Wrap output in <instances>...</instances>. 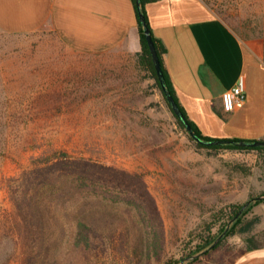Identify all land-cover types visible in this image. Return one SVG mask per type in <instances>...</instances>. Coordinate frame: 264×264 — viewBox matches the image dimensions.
Instances as JSON below:
<instances>
[{
  "label": "rangeland",
  "instance_id": "obj_1",
  "mask_svg": "<svg viewBox=\"0 0 264 264\" xmlns=\"http://www.w3.org/2000/svg\"><path fill=\"white\" fill-rule=\"evenodd\" d=\"M204 1L264 61V0ZM118 56L101 64L50 30L0 33V264H29L38 239L36 264H233L264 246V149L199 147L151 72ZM64 161L142 180L162 226L136 178L98 174L88 186ZM53 164L43 180L31 175ZM30 177L42 219L21 216L13 200ZM248 203L236 226L234 207ZM81 220L103 227L90 248L76 243ZM213 238L217 248L199 251Z\"/></svg>",
  "mask_w": 264,
  "mask_h": 264
},
{
  "label": "crops",
  "instance_id": "obj_2",
  "mask_svg": "<svg viewBox=\"0 0 264 264\" xmlns=\"http://www.w3.org/2000/svg\"><path fill=\"white\" fill-rule=\"evenodd\" d=\"M146 11L180 102L202 133L264 140L262 58L204 0H156ZM41 30L53 31L68 50L101 64L142 51L134 0H0V33ZM241 76L247 99L226 113L223 93ZM233 264H264V247L245 251Z\"/></svg>",
  "mask_w": 264,
  "mask_h": 264
},
{
  "label": "trees",
  "instance_id": "obj_3",
  "mask_svg": "<svg viewBox=\"0 0 264 264\" xmlns=\"http://www.w3.org/2000/svg\"><path fill=\"white\" fill-rule=\"evenodd\" d=\"M135 3H136V0H134ZM152 1H156V0H142V3H143V11L145 12L146 14V17H147V20H148V16H147V11H146V5L147 3L149 2H152ZM136 7H137V4H136ZM138 10V8H137ZM138 15H139V11H138ZM149 22V20H148ZM140 31H141V41H142V51L140 53H138L136 55L138 61H139V64L144 67L145 69H147L148 71L151 72L152 76L155 78L159 88L161 89L162 93L164 94L165 96V99L168 103V105L170 106V108L172 109L173 111V108H172V105L171 103L168 101L166 95H165V92L161 86V83L159 81V78H158V74H157V70H156V67H155V63L153 61V57H152V54H151V51H150V48H149V45H148V42L146 40V36H145V33H144V28L140 22ZM153 33V32H152ZM154 36V34H153ZM154 40L156 42V45H157V50H158V53H159V56H160V59H161V62H162V66H163V70H164V73H165V76H166V82H167V86H168V89L172 92L175 100L177 101V103L180 105L181 109L183 110L184 114L186 115V117L188 118L190 124L192 125L194 131L196 132V134L201 138L202 141H215V140H218V139H214V138H211V137H208V136H205L202 131L199 129V127L190 119L189 115L187 114L185 108L182 106L181 102H180V99H179V96L177 94V91L171 81V78L169 76V73L165 67V63H164V52H165V49L163 47V45L155 39L154 37ZM174 112V111H173ZM175 114V113H174ZM176 118L178 119V122L179 124L186 129L185 125L182 123V121L178 118V116L175 114ZM226 140H232V141H235L234 144H222V145H205L203 143H197L199 147H202V148H207V149H212V150H218V149H230V150H262L264 149V146H258V147H247V146H241L239 145V142L243 141V140H239V139H226ZM264 141V140H262ZM247 142H254V141H247ZM65 164H67V167L71 168L70 169V172H74V173H77L80 171V177H84V179H86V177L88 176L89 179L86 181L88 186H90V184H93L94 181H96V175L98 174H101V177L102 176H106V177H109L110 175L112 176L110 178V182L112 181L113 178L115 179H120L122 182H127L129 180H131L132 177H134V175H130L126 172H118L116 171L115 169H112L110 167H105V166H99L97 164H93V163H90V162H86V161H83V162H69V161H64L62 164H60V166H62L64 168ZM55 168L54 164L53 165H50V166H47V167H43V168H40L36 171L33 172V174L31 175H34L37 176V179H44L48 176H50V172ZM116 172L117 174H115L113 176V173ZM32 178V179H30ZM29 180L28 178L27 179V182L24 184L26 186V184H28V188L27 190L24 191V195H22L24 198L23 200L19 197H13V200L15 201L16 203V206L18 208V212H20V215L21 216H24L26 218H29L31 220H37L38 219H42L44 214L43 212L41 211V209L37 206V204H35V197L32 195L33 192L36 191V186H35V183H34V178L33 177H30ZM136 178V177H134ZM90 181V183L88 182ZM132 181V180H131ZM92 182V183H91ZM34 184V185H33ZM137 184V191L138 193L139 192H143V194L145 195V204H148L149 208H151V210L153 211L154 213V216L155 218L157 219V225L159 227L162 226L161 222H160V213H159V210H158V207L156 206V203H155V199L150 195L149 192L146 191V187H145V183L142 181V180H139L136 178V183L132 182V185H136ZM24 204L27 205V208L24 206ZM244 206H235L234 207V211L231 213V217L232 219H236V217L239 215V213L241 212V210L243 209ZM249 211V209H247L245 212H243L240 217L236 220L235 224L236 226H238L241 222H242V218H243V215L246 214V212ZM253 223L254 222H249L245 227H244V230H249L251 229V227L253 226ZM33 223H31V227L33 228ZM43 226H40L38 229H41L42 230ZM103 229V227L101 225H97V224H94V223H90L88 222L87 220H81L79 223H78V228H77V245L78 246H83V247H92L96 241L102 237V233L103 231H101ZM232 232L228 233L231 234ZM98 241V242H99ZM217 241V238H213L211 239L210 241H207L205 243V245H203V247L200 248L199 251L201 250H204L208 247H211L212 245H214V243ZM252 241V240H251ZM37 244V247L40 245V240H36L35 241ZM161 242H163V240H161ZM42 243H43V239H42ZM221 244V242H219L215 248H217L219 245ZM36 247V250H34L32 252V255L30 253V256H28V259H27V262L29 264H36L35 262H37V256L38 254L40 253V250L38 251V248H42L41 246L37 248ZM260 247H264L262 245H256V246H251L248 250H251V249H255V248H260ZM247 251V250H246ZM245 252V251H244ZM243 252V253H244ZM34 254V256H33Z\"/></svg>",
  "mask_w": 264,
  "mask_h": 264
},
{
  "label": "water",
  "instance_id": "obj_4",
  "mask_svg": "<svg viewBox=\"0 0 264 264\" xmlns=\"http://www.w3.org/2000/svg\"><path fill=\"white\" fill-rule=\"evenodd\" d=\"M136 4H137L138 11H139V19H140V22H141V24H142V26L144 28V33H145L146 40L148 42L152 57H153V61L155 63V67H156V70H157L159 81L161 83V86H162V88H163V90L165 92V95H166L168 101L172 105L174 113L178 116V118L185 125V127L188 130L189 134L198 143H203L205 145L234 144L235 141L222 140V139H218V140H215V141H202L201 138L196 134V132L194 131V129H193L192 125L190 124L188 118L186 117V115L184 114L183 110L181 109L180 105L175 100L172 92L168 89L167 82H166V76H165V73H164V70H163V66H162V62H161V59H160V56H159V53H158V50H157V45H156V42L154 40L152 29H151V27L149 25V22L147 20L145 12L143 11L142 0H136ZM239 145L247 146V147H258V146H264V141H260V140H257V141H254V142L241 141V142H239ZM258 199H264V196H261ZM248 205H249V203L244 206V208L242 209L241 213L245 210V208ZM240 214L237 216V218L240 216ZM221 238L217 241V243L221 240ZM182 264H184V262Z\"/></svg>",
  "mask_w": 264,
  "mask_h": 264
},
{
  "label": "built area",
  "instance_id": "obj_5",
  "mask_svg": "<svg viewBox=\"0 0 264 264\" xmlns=\"http://www.w3.org/2000/svg\"><path fill=\"white\" fill-rule=\"evenodd\" d=\"M222 99L226 113H232L242 105L247 99L245 77L241 76L234 87L225 91Z\"/></svg>",
  "mask_w": 264,
  "mask_h": 264
}]
</instances>
